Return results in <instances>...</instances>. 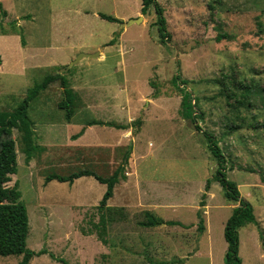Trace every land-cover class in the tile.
I'll list each match as a JSON object with an SVG mask.
<instances>
[{"label":"rangeland","instance_id":"1","mask_svg":"<svg viewBox=\"0 0 264 264\" xmlns=\"http://www.w3.org/2000/svg\"><path fill=\"white\" fill-rule=\"evenodd\" d=\"M158 1L171 36L166 44L160 41L154 24V7L143 14L141 0H0V21L1 10L6 13L5 30L13 33L10 21H15L20 32L0 33V124L23 100L27 89L47 74H63L76 92L75 121L68 124L67 110L59 107L64 98L59 81L31 102L29 116L34 121L36 141L44 150L29 162L17 128L0 135L1 198L25 204L27 245L47 251L34 256L30 264H64L61 259L68 264H158L172 260L173 264H224L227 242L222 224L236 202L224 197L217 181L206 199L209 238L195 228L144 227L139 221L145 219V206L134 207L136 202L128 205L131 209L116 207L117 195L108 203L114 212L109 214V242L105 244L94 224L99 222L97 206L106 185L93 176L79 177L73 184L45 180L53 172L66 175L80 169L111 175L128 149L106 145L116 142L118 132L115 135L110 131L113 128L96 125L89 136L102 138L103 143L92 146L73 135L84 120L124 122L129 113H135L133 124L138 118L143 122L131 128L136 130L134 135L142 129L135 140L131 171L141 176L142 201L151 199L148 209L165 220H196L195 207L207 179L215 172L216 160L204 133L181 115L187 92L194 98V109L202 115L200 126L217 136L228 164L235 165L228 168V177L237 182L256 217L264 220L262 101L242 109V122L229 104L233 99L221 94L225 85L237 92L247 84L264 88V0ZM95 9L118 17L120 22L95 16ZM141 14L144 18L140 22L122 26ZM113 38L115 43L108 44ZM99 48L106 53L104 61L96 58L99 55L77 60L80 54L97 53ZM175 74L186 83L175 85ZM116 101L122 109L115 112L122 117L105 110L117 109ZM88 103L95 104L96 112L90 111ZM233 122L243 127L231 130ZM113 158L116 163H112ZM254 228L248 223L240 229L242 264H264V231ZM21 259L22 255L0 256V264H18Z\"/></svg>","mask_w":264,"mask_h":264},{"label":"trees","instance_id":"2","mask_svg":"<svg viewBox=\"0 0 264 264\" xmlns=\"http://www.w3.org/2000/svg\"><path fill=\"white\" fill-rule=\"evenodd\" d=\"M153 6L157 14L156 21L154 24L159 29L160 41L163 44L168 43L170 40V32L167 28V20L164 16V8L158 0H141V12L146 14L150 8ZM2 7L0 6V9ZM100 17L112 22H120V19L101 12ZM11 27H13V33H20L19 28L15 27V21L10 22ZM0 30L1 33H8L5 30V27L0 21ZM119 35V34H118ZM22 44H25L24 37L21 36ZM116 38L110 40L108 44L115 43ZM2 58L0 55V63ZM59 81L60 85L63 88L64 98L59 103L60 108L66 109V120L70 121L74 115L75 107L74 100L76 98L74 90L70 87L69 80L63 74L58 72L53 74H47L43 77L41 82L36 83L34 86L27 89L26 95L23 100L13 109L12 112L8 113L5 117V120L0 124V135L2 132H11L12 129L17 128L21 132V140L23 143V152L25 154L26 162H29L37 153L44 150V146L40 145L36 141V131L34 128V121L29 116V107L33 100L37 99L40 93L46 90L51 83ZM172 82L179 86L180 84H185L186 81L180 79L178 74H175L172 78ZM264 88H261L256 85L247 84L240 87V90L237 92L234 89H229L225 85V89L221 91L222 95H225L228 98L233 99L229 102L231 109L235 112L236 117L241 119L242 122L245 121L240 113L243 108L248 109L255 107L256 101L259 99L262 101L264 107ZM193 96L190 93L183 95V100L181 104V115L184 118H188L194 124V127L198 131H202L206 137L207 147L214 156L216 160V169L211 178L207 179L206 191L210 188L212 181H217L222 187L224 197L228 201L238 202V205L233 209L232 213L228 217L224 226V238L227 242V249L225 252L224 264H242V258L239 255L240 248V228L245 226L248 223H255L259 226V232H263V229L260 227L259 222L256 218L253 205L241 196L239 191V186L236 181L228 177L227 171L228 168L234 169L235 165L228 164V159L223 151L220 141L217 136L207 130H203L198 122V118L202 115L197 112L196 103L192 104ZM137 122L140 124L141 120L138 119ZM94 123H104L102 121H92ZM109 125H115L119 128L126 127L123 124L108 123ZM264 126V124H262ZM255 126V124L253 125ZM243 127L242 123L233 122V125L230 127L231 130H236ZM256 127V126H255ZM81 132L75 135L79 136ZM130 153V150H126L123 161L115 169V171L109 176H102L92 169H80L73 171L70 174H60V173H50L46 176V182H49L53 179L59 181H66L69 184H72L75 179L82 176H93L101 183L106 184V190L99 201L98 210L100 212L99 222L94 224L96 228H99V237L105 243L108 244L107 238V226L109 220V214L114 212V208L108 205V200L114 194V188L116 183L125 177L127 157ZM2 170V161L0 156V172ZM1 191V190H0ZM206 192L203 193L202 199L200 201V206L205 205ZM198 223L197 228L199 231L205 229V220L203 217V211L199 208L198 212ZM162 223L169 225H184L182 222L177 220H164L161 217H158L150 212H145V219L139 221V224L145 227L157 226ZM29 232V218L25 204L18 201L4 202L1 198L0 192V256L7 255H22V259L18 264H30V260L37 255L46 253V250H33L27 245V238ZM64 264H68L65 260L61 259ZM172 261H161L158 264H173Z\"/></svg>","mask_w":264,"mask_h":264},{"label":"crops","instance_id":"3","mask_svg":"<svg viewBox=\"0 0 264 264\" xmlns=\"http://www.w3.org/2000/svg\"><path fill=\"white\" fill-rule=\"evenodd\" d=\"M0 6H1V3H0ZM102 11H99V10H97V9H95L94 11H93V13L92 14H94L95 16H100L99 14L101 13ZM104 13V12H103ZM1 14L3 15L2 17H3V20H1L2 21V23H3V25H4V21H6L5 20V18H6V13H5V11L2 9L1 10ZM87 14H89V12L87 13ZM87 14H85V15H87ZM107 14V13H106ZM141 15H143V14H141ZM116 17V16H115ZM118 18V17H117ZM143 18H144V15H143ZM10 22H12V21H10ZM126 26V25H125ZM128 26H130V25H128ZM1 33V32H0ZM4 34H13V33H4ZM23 45H25V44H23ZM97 55H99L98 57H96V58H98L99 59V61H104L105 59H106V53L104 52V50L103 49H101V48H99L98 50H97ZM97 55H95V56H97ZM84 56H87V55H84ZM89 56V55H88ZM95 56H90V57H95ZM83 56H81V58H82ZM1 58H2V56H1ZM1 63H3V58H2V62ZM61 64H66V63H61ZM126 79L124 78V81H125ZM69 83H70V80H69ZM122 86V85H121ZM70 87L72 88V86H71V84H70ZM73 90H74V88H72ZM75 92V91H74ZM75 95H76V92H75ZM76 99V98H75ZM113 103H114V101H113ZM118 102L116 101V103H115V106L117 107V109H114L113 107H110V108H105V103L103 104V108H105V110H107L108 111V114H113V116H116V115H118L119 117H122V115L119 113V112H115V111H117V110H119V109H122V104L120 103V104H117ZM100 104V106H102V103H99ZM95 106V104H93V103H88L87 104V107H89V109H90V111H94V112H96V110L95 109H93V107ZM125 108L127 109V108H129L128 106H127V104L125 103ZM76 111V110H75ZM76 113L74 112V115H75ZM135 114V113H134ZM134 114H132V113H129L128 114V116H129V118L127 119V121L125 120L124 122H122V121H120V120H108V119H103V120H98V119H96V118H92L91 120H89V121H86V120H84V121H79V122H81L80 124H81V126H83V127H81L80 128V131L79 132H81L80 133V135L79 136H77V137H75V135L76 134H78L79 132H77L75 135H73V137H74V139H79L80 141H85V142H83V143H85V145L86 146H92V145H96V144H101V143H103V141H102V138H97V139H92V137H90L89 136V131L90 130H92V129H94L95 128V126L96 125H102V126H105V127H111V128H113L112 130H110V131H112L113 133H115V135H116V133L118 132V137H115L116 139V142H112V143H109V144H106V145H108V146H110V147H114V148H116V147H123V146H126V147H128V149L127 150H130V153L128 154V157H127V163H126V168H127V165H129L130 166V169L129 170H126L125 171V177L124 178H121L117 183H116V185H115V188H114V194H113V196L112 197H115V196H117V195H119V199L120 200H118V202H119V204L118 205H114V206H116V207H127V209H131V207L130 206H128L129 204H136V202H137V206H134V207H137V208H139L140 209V207L142 206H145V208H142V210H144V215H145V212H150V213H152L148 208L149 207H151L150 205H152V200L150 199V200H148V201H145L146 203H144L143 201H142V197H143V191H142V181H141V176L139 175V173H137L136 172V170H133V171H131V164L134 162V155H135V151H134V144H135V140H137V136H138V134L139 133H141V131H142V129L141 130H139V131H137V134H133V132H136V130L135 131H132L131 130V128H137V127H139L141 124H142V122H143V120L141 119V118H138V119H140L141 120V122H140V124L137 122V120L135 121V124H133V115ZM74 115H73V117L71 118V120L70 121H67L65 124H68V123H72L73 121H75V119H74ZM127 116V117H128ZM98 121V122H100V121H102V122H104V123H94V124H91L90 122H92V121ZM108 123H115V124H123V125H125L126 127H124V128H119V127H116L115 125H109ZM116 129V130H115ZM126 130V132L125 131H121V132H119L120 130ZM138 130V129H137ZM73 133V132H72ZM124 134V136L121 138L120 137V135H123ZM88 138V139H87ZM107 139H108V137H107ZM112 140H114V139H112ZM104 141H106V140H104ZM125 143H127V144H125ZM125 154V153H124ZM131 154L133 155L131 158H130V156H131ZM124 157V156H123ZM122 161H123V159H122ZM121 161V162H122ZM130 161V162H129ZM117 161L113 158V160H112V163H116ZM121 163H119V165H120ZM93 170V169H92ZM95 171V170H94ZM115 171V170H114ZM113 171V172H114ZM112 172V173H113ZM99 174V173H98ZM101 175V174H100ZM102 176H104V175H102ZM133 177H136L135 179L133 178ZM76 180V179H75ZM74 180V181H75ZM74 183V182H73ZM72 183V184H73ZM101 183V182H100ZM212 183H213V181L211 182V184H210V188L206 191V184H207V181H206V184H205V187H204V191H203V193L204 192H206V197H205V205L204 206H200V204L198 205L197 204V206L195 207V210H196V214H197V212H198V210H199V208H201L202 209V211H203V217H204V220H205V229L203 230V231H199L198 230V228H197V223H198V215H197V219L196 220H194V221H192V222H186V221H181V220H177V221H180V222H182L184 225H179V224H177V225H169V224H166V223H162V224H160V225H157V226H152L151 228H157V227H167V226H177V227H181V228H183V229H188V228H195V229H197V231H198V233H200L199 235H203L204 234V236H208V238H209V225L207 224V222H206V217H205V215H206V213H207V210H208V208H209V205H208V202L206 203V199L208 200V193H209V191H210V189H211V186H212ZM103 184H105V183H103ZM106 185V184H105ZM150 193L151 192H147V194H149V196H150ZM203 193H202V195H203ZM111 197V198H112ZM110 198V199H111ZM110 199L108 200V203L110 202ZM201 199H202V197H201ZM201 199H200V201H201ZM133 200H135V203H133ZM198 203H200V202H198ZM109 205V204H108ZM238 205V202H236V203H233L232 204V211H233V209L236 207ZM110 206V205H109ZM113 207V206H112ZM232 211H231V213H232ZM230 213V214H231ZM153 214V213H152ZM158 216V215H157ZM230 216V215H229ZM228 216V217H229ZM158 217H160V216H158ZM228 217H226L225 219H224V221H223V224H222V226L224 227L225 226V221L228 219ZM162 218V217H161ZM257 218V217H256ZM165 220V219H164ZM170 220H173V219H170ZM257 220H258V222H259V225H261L260 227L263 229V231H264V220L263 219H258L257 218ZM254 224V230L255 229H257V227H258V229H259V226L257 225V224H255V223H253ZM145 227V226H144ZM147 228H149V227H147ZM241 229V228H240Z\"/></svg>","mask_w":264,"mask_h":264},{"label":"water","instance_id":"4","mask_svg":"<svg viewBox=\"0 0 264 264\" xmlns=\"http://www.w3.org/2000/svg\"><path fill=\"white\" fill-rule=\"evenodd\" d=\"M143 19V15H140L139 17H135V18H131L130 20H128L127 22L125 23H122V26H128V25H131L133 23H138L140 22L141 20ZM98 53H92V54H85V53H82L79 55V57L77 58V60L79 58H81V56H84V55H89V56H95L97 55ZM77 60H74L70 65L67 66V68H65L64 70H67L69 67H71Z\"/></svg>","mask_w":264,"mask_h":264}]
</instances>
